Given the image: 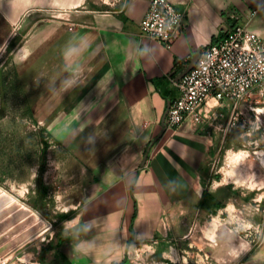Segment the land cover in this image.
Masks as SVG:
<instances>
[{
	"label": "crops",
	"instance_id": "0c3cea01",
	"mask_svg": "<svg viewBox=\"0 0 264 264\" xmlns=\"http://www.w3.org/2000/svg\"><path fill=\"white\" fill-rule=\"evenodd\" d=\"M170 1L185 17L167 47L142 34L150 0L112 9L100 0H0L1 14L20 32L37 17H53L31 38L58 82L51 93L59 100L43 110L60 112L47 125L83 160L77 224L64 243L46 246L49 264H133L150 247L142 264H180L176 245L187 233L177 210L207 208L208 197L224 202L228 187L209 183L215 139L209 123L198 128L187 120L165 132L142 162L194 54L237 25L264 39V0ZM219 111L227 117L229 104ZM238 264H264V238Z\"/></svg>",
	"mask_w": 264,
	"mask_h": 264
},
{
	"label": "rangeland",
	"instance_id": "374dc122",
	"mask_svg": "<svg viewBox=\"0 0 264 264\" xmlns=\"http://www.w3.org/2000/svg\"><path fill=\"white\" fill-rule=\"evenodd\" d=\"M51 18L37 17L20 32L0 12V186L35 208L47 225L3 264H49L51 255L44 248L58 245L60 236L74 230L84 201L83 160L74 158V152L61 144L47 125L59 111L43 110L59 100L51 93L58 82L55 78L51 82L53 73L43 69L41 50L34 49L35 39L31 38L34 30L50 24ZM26 39H30L28 50L22 48ZM42 74L44 80L40 81ZM247 102L263 105L260 94H252ZM243 118L248 120L245 127L214 131L208 177L212 188L217 184L228 187L222 206L217 207L216 199L208 197L207 208L182 207L176 212L187 233L176 245L180 264H238L260 242L264 130L258 128L261 120L254 114L245 111L240 121ZM152 251V247L138 251L133 264L147 261ZM165 261L171 263L169 258Z\"/></svg>",
	"mask_w": 264,
	"mask_h": 264
},
{
	"label": "built area",
	"instance_id": "2783aa9c",
	"mask_svg": "<svg viewBox=\"0 0 264 264\" xmlns=\"http://www.w3.org/2000/svg\"><path fill=\"white\" fill-rule=\"evenodd\" d=\"M100 1L112 9L124 0ZM184 17V11L172 1L150 0L141 22L142 34L171 47ZM175 83L180 95L171 101L165 132L175 133L187 120L198 128L209 123L224 132L239 125L245 127L248 120L240 121L245 111L260 119L258 128L264 130V39L244 25L235 26L203 48L197 64ZM252 94L262 96L261 107L246 104ZM224 102L229 104L227 117L219 111ZM263 238L264 227L260 242Z\"/></svg>",
	"mask_w": 264,
	"mask_h": 264
},
{
	"label": "water",
	"instance_id": "95a60500",
	"mask_svg": "<svg viewBox=\"0 0 264 264\" xmlns=\"http://www.w3.org/2000/svg\"><path fill=\"white\" fill-rule=\"evenodd\" d=\"M201 53H202V49L199 50L196 54H194V56L191 58L189 65L187 66V68L178 76V80L181 79L188 71H190L197 64V62L201 56ZM170 105H171V102H169L166 113L164 114V117L162 120L163 128H162L161 132L155 138H153V140L151 141V143L149 144V146L146 150V153H145V156H144L143 162H142L143 165L146 163L153 145L163 136V134L166 131L167 126H166L165 120H166V116H167V113L169 111ZM9 200H10L9 196L2 195V197L0 198V207L3 206V204L6 203V201H9ZM21 202L25 206L23 208L22 212H33V213L27 221L22 222L21 224H19L17 227H15L12 230H10L8 228V226L11 225L14 221H16V219L21 215V213H16L15 215H12L11 217L2 221L1 217L4 214H6L7 211H9V209L0 212V245H2V248L0 250L1 253H4V252H7V251L14 249L18 245H20L23 242H25L26 240H28V238L32 237L37 232V227L29 228L30 224L34 221H37L40 217L42 219H44V217L35 208H33L32 206L28 205L27 203L23 202L20 199H19V201L15 202L11 206V209H13L15 207H19ZM22 230H23V232H20Z\"/></svg>",
	"mask_w": 264,
	"mask_h": 264
},
{
	"label": "bare ground",
	"instance_id": "6f19581e",
	"mask_svg": "<svg viewBox=\"0 0 264 264\" xmlns=\"http://www.w3.org/2000/svg\"><path fill=\"white\" fill-rule=\"evenodd\" d=\"M2 195H7L10 197V200L6 201V203L3 204V206H1L5 210L9 209V211H7V213L1 217L2 221L6 220L12 215H15L16 213H21V215L16 219V221H14L11 225L8 226V228L12 230L15 227H17L19 224H21L22 222L27 221L31 217L33 212H22L23 208L25 207L22 202L20 203L19 207H15L11 209V206L19 200L15 196H13L11 193L7 192V190H5L3 187L0 186V198L2 197ZM2 208H0V212L4 211V210H1ZM35 227H37V232L32 237L28 238V240H26L25 242H23L22 244L18 245L17 247H15L14 249L10 251L4 252V253H1L0 251V264H3L4 261L7 259V257L11 253L15 252L17 249L25 245L27 242L38 237L47 227L45 220L43 221L42 218L40 217L37 221L32 222L29 226V228H35ZM20 232H23V230ZM1 248H2V245H0V250Z\"/></svg>",
	"mask_w": 264,
	"mask_h": 264
},
{
	"label": "trees",
	"instance_id": "16d2710c",
	"mask_svg": "<svg viewBox=\"0 0 264 264\" xmlns=\"http://www.w3.org/2000/svg\"><path fill=\"white\" fill-rule=\"evenodd\" d=\"M43 148H44V152L47 151V144L44 142V145H43ZM42 170V168H41ZM216 206L217 207H220L222 206V202H217L216 203ZM66 240H68V236H60L59 238V241H58V245H61L62 243H64ZM49 246V245H48ZM47 250V247L44 248V251Z\"/></svg>",
	"mask_w": 264,
	"mask_h": 264
}]
</instances>
